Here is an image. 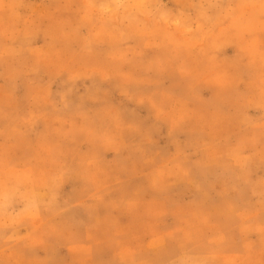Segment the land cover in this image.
Listing matches in <instances>:
<instances>
[{"label": "rangeland", "instance_id": "374dc122", "mask_svg": "<svg viewBox=\"0 0 264 264\" xmlns=\"http://www.w3.org/2000/svg\"><path fill=\"white\" fill-rule=\"evenodd\" d=\"M0 264H264V0H0Z\"/></svg>", "mask_w": 264, "mask_h": 264}]
</instances>
